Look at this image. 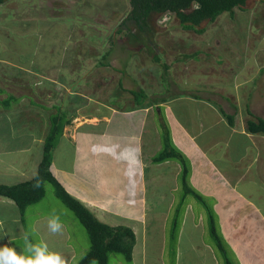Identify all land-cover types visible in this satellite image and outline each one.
I'll return each mask as SVG.
<instances>
[{
    "label": "rangeland",
    "instance_id": "rangeland-1",
    "mask_svg": "<svg viewBox=\"0 0 264 264\" xmlns=\"http://www.w3.org/2000/svg\"><path fill=\"white\" fill-rule=\"evenodd\" d=\"M129 9L128 0H6L0 4V72H11L7 81L0 79L2 98L9 97L10 80L24 79V73L31 72L28 77L25 75L29 82H21L26 85L16 89L18 96L14 94L15 99L9 98L10 107L0 106V159L26 157L18 151L27 148L33 160L39 163L48 117L60 114L64 118L63 113H58L59 108L71 119L64 126L63 134L72 138L85 123H98L96 118H102L97 117L98 112L105 109L108 100L119 107L134 102L141 106L157 102L162 96L185 94L195 87L201 96L205 87L207 92L219 94L222 83L231 91L237 84L235 89L249 96L244 103L247 109L252 110L255 101L263 105L264 83L259 79L264 77V69L254 83L244 80L255 73L257 67L264 66V0H246L245 6L235 8L232 15L224 12L212 22L203 21L197 26L205 28L202 33L182 29L174 15L157 13L150 14L142 30L131 20L122 24ZM111 44L114 54L106 57L109 66H93ZM34 48H37L36 54ZM165 63L169 65L167 71ZM13 64L24 68L19 70V75L13 70ZM131 84L132 91L125 92V85ZM191 86L193 88H189ZM160 108L163 123L169 113L164 105ZM193 111L187 112L191 120ZM3 112L8 115L2 116ZM10 113H14L13 116ZM66 148L71 146L60 136L52 150L55 164L59 161L64 167L70 165L67 156L62 157L63 160L54 157L58 150L65 155ZM19 180L21 176H0V181L5 183ZM178 183L182 185L180 176ZM166 184L167 181L165 187ZM44 187L45 195L29 204L22 213L0 203V246H11L23 253L27 234L29 242L46 244L52 252L61 251L66 264H77L90 249L87 228L55 195L50 183H45ZM176 193L178 199L180 191ZM151 194L149 192L148 196L152 197ZM186 197L193 204L196 217L199 212L206 217L205 207L210 208L212 198L202 195L203 202L193 195ZM180 212L179 222L182 209ZM175 213L171 210L168 224ZM16 216L18 220L13 222ZM54 216H59L63 225L59 233H52L48 228V220ZM214 220L216 223V217ZM20 222L23 233L19 232ZM203 224L209 239L206 218ZM228 261L236 264L232 253ZM108 264L130 263L125 254L119 252L109 255Z\"/></svg>",
    "mask_w": 264,
    "mask_h": 264
},
{
    "label": "crops",
    "instance_id": "crops-1",
    "mask_svg": "<svg viewBox=\"0 0 264 264\" xmlns=\"http://www.w3.org/2000/svg\"><path fill=\"white\" fill-rule=\"evenodd\" d=\"M33 50L35 53L37 48ZM13 65L16 74L24 69L20 64ZM164 67L169 69L167 63ZM256 69L244 82L254 83L264 66ZM4 71L0 79L7 81L11 72L6 76ZM29 74L24 73V80ZM18 81L10 80L12 87L8 89L16 96L19 84L14 83ZM259 82L263 84L264 77ZM220 84V95L207 92L205 87L201 96L195 87L141 106L134 102L119 107L108 100L105 109L98 112L97 117L102 118L94 117L98 123H85L72 138L62 133L71 148H66L65 155L56 151L54 157L67 156L70 165L64 167L52 160V174L100 222L130 229L134 234L130 264H220L223 260L226 264L230 253L236 264H264V133L247 129V120L252 117L244 103L249 96L236 90L237 84L233 91ZM125 86V92L134 88L132 84ZM161 105L169 113L164 122L172 143L189 162L188 183L204 197L212 198L210 208L224 251L210 233L209 239L206 237L203 221L206 218L208 222L207 215L199 212L196 217L193 204L184 195L178 183L180 164L175 160L151 161L162 147ZM192 110L191 120L187 112ZM249 111L264 120V103L261 106L255 101ZM18 152L26 157L16 154L0 159V176H21L19 182H23L36 173L38 163L27 148ZM0 203L17 208L13 200L1 195ZM173 209L176 213L168 224ZM17 220V216L12 218L13 222ZM18 227L23 233L22 224Z\"/></svg>",
    "mask_w": 264,
    "mask_h": 264
},
{
    "label": "trees",
    "instance_id": "trees-1",
    "mask_svg": "<svg viewBox=\"0 0 264 264\" xmlns=\"http://www.w3.org/2000/svg\"><path fill=\"white\" fill-rule=\"evenodd\" d=\"M5 1L6 0H0V4ZM128 1L130 9L127 13L128 15L126 19H123L122 24H124L127 20H131L135 23L136 27L142 30V28L146 27L147 18L152 13L161 14L163 16L174 15L178 19L180 27L186 30H193L196 33H202L205 30L204 27H197L203 21L212 22L217 18V16L224 12H228L232 15L235 8H243L246 4V0ZM112 44L108 48L107 52L102 54V58L98 59L97 63H94L93 66H109V61L106 60V57L108 58V54H114L112 51ZM156 61H159V59ZM19 74L20 73L17 75ZM21 76L22 75L18 77ZM25 80L29 82V79ZM25 80L21 79L18 81L20 87L21 85H26L25 83H21ZM31 81L34 83V80ZM28 88L30 89V92H32V89L30 87ZM2 92L4 91H0V93ZM7 94H9V97L4 99L0 98V106L6 109L10 107L9 98H16L13 93H11L12 95L10 92ZM132 94H134L133 96L136 98V94ZM58 110V113H63L64 118H62L60 114L48 117L49 126L44 136L42 145L43 155L37 165L36 173L30 179L23 182L10 185L0 183V195L13 200L19 211L22 213L29 204L37 202L45 195L44 184L50 183L55 189V195L74 211L76 216L87 228L89 239L91 240L90 249L77 264H89L93 261H96L97 264H108L109 255L119 252L124 253L125 257L130 260L131 249L134 243V234L130 231V229L124 226L108 227L106 224L100 222L80 201L75 199L64 189L50 170L52 150L57 143V139L62 136L64 126L71 122L70 117L67 118L66 114H64L65 112L60 111V108ZM248 114L252 117V119L247 120V129L253 133H264V120L256 117L249 110ZM161 133V139L163 142L162 148L151 158V161L154 163H160L166 160H175L178 162L181 169L180 177L184 195H193L197 199L204 202L202 195L195 191L188 183L190 173L189 162L184 154L173 145L169 128L165 122L161 123ZM38 183L39 186L37 187L36 185ZM206 210L209 233L216 246L220 250L224 251L223 240L217 231L214 214L210 208L206 207ZM226 261H228L227 257Z\"/></svg>",
    "mask_w": 264,
    "mask_h": 264
},
{
    "label": "clouds",
    "instance_id": "clouds-1",
    "mask_svg": "<svg viewBox=\"0 0 264 264\" xmlns=\"http://www.w3.org/2000/svg\"><path fill=\"white\" fill-rule=\"evenodd\" d=\"M48 228L52 233L61 232L63 225L60 217L50 218ZM0 264H66V261L59 253L50 251L46 244L29 242L28 235L25 234L23 253H18L11 246H0Z\"/></svg>",
    "mask_w": 264,
    "mask_h": 264
}]
</instances>
